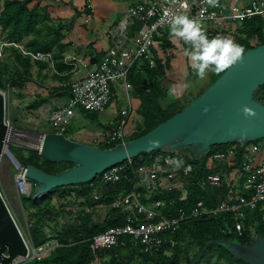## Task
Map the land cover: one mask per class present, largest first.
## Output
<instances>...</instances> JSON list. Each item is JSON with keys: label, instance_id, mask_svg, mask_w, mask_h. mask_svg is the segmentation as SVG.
<instances>
[{"label": "trees", "instance_id": "obj_1", "mask_svg": "<svg viewBox=\"0 0 264 264\" xmlns=\"http://www.w3.org/2000/svg\"><path fill=\"white\" fill-rule=\"evenodd\" d=\"M28 3L29 0H2V8L0 9V25L7 31V36L10 39L23 40L27 38L25 40L26 46L33 51L53 52L52 50L55 49L56 51L53 52L55 68L58 71L67 69L62 62L63 56L61 54V51L65 46L61 42L64 35L62 31L63 27H61L60 24H54L51 22L45 6L39 7L38 4H36L32 8H28ZM87 12H89V10H87ZM138 27L139 25L137 24L135 29ZM210 30L211 29L209 28L205 30V32H209ZM168 34V30H164L161 32L160 36L156 37L160 46L164 50L172 47V44L168 39ZM233 34H235L233 36V40L242 45L243 49L254 47L249 42V40L253 37H256L258 40L257 44H262L264 43V20L258 17L244 20ZM182 46L183 48L185 47L183 41ZM10 52L13 53V63L17 69L16 72L18 76L11 79L8 82L9 85L11 84L14 86L19 83L28 82L31 78V69L34 63H32L28 57L23 56L15 49H10ZM152 52V62L140 59L132 65L128 73L129 82L132 84L135 93L140 96L139 113L142 115L144 121L143 130L131 135L128 140L150 131L159 123L176 114L184 106L180 105L175 99L166 101L165 91H162L159 81L165 78L166 71L171 69L169 58L165 57V60L163 61L158 58L155 54L156 52ZM35 64H38L37 66L39 69L46 66V63L44 62H37ZM5 70L6 69L4 67L2 71ZM223 71H217L215 74L211 75L207 85L212 83ZM0 89H5V85L1 82V78ZM147 89L151 90L150 93L142 95L141 91ZM203 89L204 88L198 90L196 93L193 92L194 95L196 96L200 94ZM260 89L264 91L263 87ZM57 90L60 89H56L55 92ZM63 90L68 91L67 89ZM45 101V98L38 96L29 105V108L36 110L41 107ZM161 101L166 102L165 107L162 106ZM83 112H85V110ZM86 113L89 114L88 111H86ZM91 115L96 116L97 114L94 113ZM116 127L117 126H112L110 129L115 130ZM55 131L56 130L54 129L50 130V132ZM63 133L65 134V132ZM259 141L254 142L258 143ZM114 145L115 143H99L97 146L108 148ZM247 145L248 143L244 142H232L212 146L207 154L199 156L195 161L190 160L187 155L178 157L174 155V153L170 152L173 158L179 161L180 166H184L188 163L192 165L191 172H189L185 177V179H188L189 182L185 199H181L179 196L180 194L177 191L152 193L147 199L145 192L141 188L138 190L140 192V197L143 201L163 199L168 202L173 200V203L168 205L165 210V212L170 216H177L179 210L189 213L191 208L196 205L197 202H201L202 208L204 209H215L223 200H227L230 203L233 202L238 193L248 197L250 192L245 190L243 185L236 190L235 188H231L228 183L225 184V182L220 186L202 184L205 175L211 171V169H209L206 165V162L211 154L217 151L225 153L230 146H235V163L231 169L236 167L239 171H241L243 159L246 158ZM9 150L21 164L25 166L33 165L47 173L54 174L73 165L66 162L54 163L49 160H45L35 150H26L15 144L9 145ZM159 153H161V151H153L140 154L139 156L133 158V166L131 170L137 169L140 166L149 165L153 157ZM213 170L219 173L218 170ZM94 181L95 178L84 184L58 187L55 191L56 193H64L68 191L73 193L74 199L80 201V204L83 207L89 203L90 205H99L100 201H95L92 197V187L90 184ZM131 187L132 183L123 178L119 182L108 183L100 186L98 188V192L102 196L106 197L104 204L111 206L120 192H127L131 189ZM51 197L52 196H44L33 199V189L29 195H21L23 204L27 208L33 210L31 219L33 221L31 222L30 227L31 243L33 247L42 246L49 240L43 231V219L51 217L54 213L53 205L50 199ZM62 197L63 196L60 198ZM243 211L245 218L241 219L242 221L239 220L242 223L241 234H239L235 228V224L238 219H235L237 215L232 211L188 217L181 222L179 230L170 235L172 240L177 243L170 256L163 255L164 249L169 246L168 241L165 242L160 252L152 255H146L140 252L139 249L129 246L128 243L126 248L117 246L113 247L108 252L112 256V261H120V258L114 255L115 252H119L118 254L121 255L123 253L122 250L133 249L131 252L126 251L128 252V254H125L126 259H123L118 264H130L134 254H139L143 257L142 262L153 261L154 264H182L181 257L179 256L182 251V257L185 259L186 264H192L193 260L202 251L204 245L210 241H214L206 249L200 259H203L207 254L213 252L215 253L217 262L223 261L225 264H245L241 260L235 259L226 250L225 244L220 242V240L225 239L226 241H236L242 244L251 245L253 243L252 236L254 237L257 233L264 235V212L259 210V207L252 211L249 209H244ZM123 223V211L113 207H111L105 218L100 223L92 221V218L87 211H78L73 221L64 223L61 226V230L55 238L57 245L41 260H32L27 264H93L99 257L104 255V251H93L90 248L91 238L95 234L101 233L108 228L115 227ZM251 230H253V232H251ZM189 250H195L191 258L188 257Z\"/></svg>", "mask_w": 264, "mask_h": 264}, {"label": "built area", "instance_id": "obj_2", "mask_svg": "<svg viewBox=\"0 0 264 264\" xmlns=\"http://www.w3.org/2000/svg\"><path fill=\"white\" fill-rule=\"evenodd\" d=\"M172 14H187L198 20L203 29L208 26L211 30L214 27L219 31H224L233 26L236 30L239 21L243 22L254 17L264 20V1L249 0L245 7L232 9L219 1H216L215 6H212L208 0H154L131 4L112 34L113 44L102 56L97 67L87 72L84 77L61 81L57 84V89L69 91V99L67 103L56 105L51 109L49 123L52 129L61 131L63 126L69 124L76 109L96 113L105 110L112 101L115 84H118L124 91H129L132 84L128 80V73L132 65L140 59L152 62V51L159 43L156 37L169 28L168 21ZM137 24L139 27L135 29ZM7 49L19 51L32 63L44 62L54 67L53 52L29 49L24 39L8 38L7 31L0 25V57L5 54ZM62 62L71 67L73 71L84 66L83 58L76 54L64 55ZM122 114L124 118L120 122V130H113L100 141L101 144H117L126 141V134L123 130L130 118V104L124 107ZM5 121L8 131L11 130L10 121L8 119ZM20 139L23 141L22 137H18L17 141ZM11 144L15 143H12V140H7L6 137L0 155V164L7 162L12 166L16 191L20 195H29L33 189V182L25 175L26 166L21 164L9 150ZM259 150L258 143H248L246 158L241 166V172L246 176L243 188L250 192L248 197L238 193L233 202L223 200L215 209H204L202 203L197 202L189 213L179 210L177 216H170L165 212L173 200L168 202L163 199L143 201L138 190L143 189L147 199L156 192L177 191L179 193L183 190V184L175 178H185L192 170L190 163L180 166L179 161L174 159L170 152H161L153 157L149 165L140 166L137 169L131 170L133 159L107 168L97 175V178L95 177V181L90 184L92 188L119 182L123 178L130 181L132 187L127 192H120L111 204L113 208L123 211L124 223L95 234L90 240V248L93 251L106 252L113 247L126 248L129 245L146 255H152L160 252L165 242L168 241L169 246L164 249L163 255L170 256L177 244L170 235L179 230L182 221L188 217L210 215L217 212L232 211L236 213L235 219L238 220L235 228L241 234L242 223L239 220L244 215L243 210L252 211L257 207L259 210L264 208V159L256 157ZM225 158L224 152L217 151L211 154L208 158L211 162L208 164V168L211 171L203 178V185L220 186L223 183L224 176L213 170L215 169L213 163L223 161ZM180 195L183 196L182 199H185L184 193ZM92 197L95 201H100L101 204L105 203L106 197L99 192H92ZM56 245H52V249ZM51 250L44 245L32 247L31 250L29 248V255L31 253L32 259L39 261Z\"/></svg>", "mask_w": 264, "mask_h": 264}, {"label": "water", "instance_id": "obj_3", "mask_svg": "<svg viewBox=\"0 0 264 264\" xmlns=\"http://www.w3.org/2000/svg\"><path fill=\"white\" fill-rule=\"evenodd\" d=\"M260 87L264 88V43L244 49L240 59L200 94L190 95L180 111L141 136L102 148L72 140L62 131L46 132L34 150L45 160L73 165L54 174L26 165L25 175L33 182V199L58 187L88 183L107 168L140 154L172 152L195 161L212 146L262 140L264 101L255 97ZM7 134L5 91L0 89V155ZM213 242L204 245L193 263ZM220 242L245 264H264V235L257 233L251 245L225 239ZM28 256L29 246L0 192V264H15Z\"/></svg>", "mask_w": 264, "mask_h": 264}, {"label": "rangeland", "instance_id": "obj_4", "mask_svg": "<svg viewBox=\"0 0 264 264\" xmlns=\"http://www.w3.org/2000/svg\"><path fill=\"white\" fill-rule=\"evenodd\" d=\"M2 6V0H0V8ZM242 21L237 22V26L240 27L242 24ZM236 30H232L231 27H228L227 30L214 32L213 30L209 31V36L212 35H221L224 37H228L233 39V34ZM215 33V34H214ZM237 36V35H236ZM250 44L252 46H256L258 43V40L256 37H253L249 40ZM258 45V44H257ZM179 48L173 50H165L163 57H174V53L177 54L179 52L183 53V48L178 43ZM5 67V71H2V69ZM15 65L13 63V53L10 52L9 49L5 51V54L0 57V78L1 82L5 85V119L10 121V134H12V137L10 140H12V143L19 144V146L23 147L24 149H30L34 150L37 147V144L39 142L40 135L50 132L52 129L50 126L49 117L51 114V108L53 107V104L49 102V105L44 104L41 107H39L36 110H32L29 108V105L38 97L41 95V93L49 94L51 97L55 96V88L53 87H45L49 85V82L38 80L36 79L33 74L31 75V78L28 82L19 83L17 85H9V81L13 79L14 77L18 76L16 72ZM215 72L212 69H208L205 71V74L200 77L197 76L195 71L190 67L189 65V72L184 75L180 76L181 78L179 80H176L173 78L174 76L172 74H169L168 77H165L159 81V85L161 86L162 91H165L166 94V101H170V97L176 93L180 92V94L177 95V98L175 99L180 105H186L189 100L188 93H190L191 89H193L194 93H196L198 90L205 88L208 84V81L210 79L211 74ZM185 76L187 78H185ZM165 87L169 91V94L167 95V90H165ZM150 89L141 91V94H149ZM50 92V93H49ZM119 92V91H118ZM66 95V94H65ZM47 100V99H46ZM131 101V102H130ZM139 102V103H138ZM112 106L114 103H120L124 104L123 106H131V114L130 118L127 123V128H125L124 134H126L125 139L128 140V138L138 133L139 131H142L144 128V121L142 115L139 113L140 111V96L135 93L134 88L132 87L129 91L120 92L119 94H116L112 98ZM161 104L163 107H165L166 102L161 101ZM124 107H120L119 104H116V119L112 120L113 126H117V130H120L121 127V120L124 118L122 114V110ZM107 109V108H106ZM105 112V110L103 111ZM98 112L96 116L91 114H96V112H89V114L85 115V118L83 121L78 118L77 120H73L71 126L65 130V134L68 135L70 131L73 132V130L77 129H86L87 124L99 122L101 124H104L103 117H98L99 114L103 113ZM86 112H84L85 114ZM113 117V115H112ZM111 116H106V121L109 120ZM84 122V123H82ZM70 124V122H69ZM68 124V125H69ZM67 125V126H68ZM110 125V126H111ZM92 127H95L94 124H92ZM107 127V126H106ZM112 127V126H111ZM90 125H88V129H90ZM110 127L108 126L106 132L102 134V138H106V133ZM85 132V131H83ZM87 134V133H85ZM100 134V133H99ZM90 135V134H89ZM93 136V135H92ZM101 136V135H100ZM18 137H22L23 141L20 139L17 141ZM14 139V140H13ZM99 139V137H98ZM9 140V141H10ZM264 139L260 140L258 143V146L261 147L263 145ZM97 146V145H95ZM235 146H230L228 150L225 151L226 158L223 161L220 162H214L213 165L215 169L218 170L220 174L224 176L225 184L229 183V185L236 179V173L232 171V166H234L235 163ZM246 152H247V146H246ZM245 159V158H244ZM243 159V160H244ZM213 169V168H212ZM235 169L238 170V168L235 167ZM175 180L181 182L183 184V190L180 191V194L187 193L188 188V179L182 178V177H176ZM0 192L10 209V212L12 213V216L14 217V220L16 221V224L18 225L25 241L27 242L30 250L32 249V243H31V222L33 210L27 208L21 199V195L16 191L14 186V180H13V168L10 164L7 162L0 164ZM92 192H98V188L94 187L92 188ZM161 193V192H160ZM46 196H52L51 203L53 205V211L51 217L44 218L43 219V231L46 234V236L49 238V240L44 243V246L48 247L50 250L52 249V245H56L55 238L59 231L61 230V226L64 223L71 222L75 218L78 211H87L89 215L92 218V221L100 223L105 216L107 215L108 211L111 209L112 205L108 204H92L90 205H84V208L80 201H77L74 199V194L68 192H58L56 193L55 189L47 194ZM63 196L62 198H60ZM182 199L183 196L179 195ZM83 204V203H82ZM245 215L241 217V219H244ZM242 221V220H241ZM264 222V217H263ZM252 229V227H251ZM253 232V230H251ZM256 235H254L255 237ZM252 236V238H254ZM131 252L132 250H122L121 255H119V252H115L114 255L120 258V261L123 259H126L125 254H128V252ZM195 250H189V258H191L194 254ZM121 253V252H120ZM179 256L181 257L182 264H186L185 259L182 257V251L180 252ZM143 257H141L139 254H134L133 259L131 260L130 264H154L152 261L142 262ZM112 256L111 254L106 251L104 252V255L102 257H99L93 264H118L120 263L119 260H111ZM32 255L28 256L27 259H24L20 262H17L15 264H27L31 262ZM200 261L195 262L192 264H217L215 253L207 254L203 259H199ZM38 261V260H37ZM194 261V260H193ZM219 264L224 263L223 261H218ZM225 264V263H224Z\"/></svg>", "mask_w": 264, "mask_h": 264}, {"label": "crops", "instance_id": "obj_5", "mask_svg": "<svg viewBox=\"0 0 264 264\" xmlns=\"http://www.w3.org/2000/svg\"><path fill=\"white\" fill-rule=\"evenodd\" d=\"M141 1L148 2L154 0H29V3L27 4L28 8H32L36 4H38L39 7L45 6L51 22L54 24H60L61 27H63L62 31L64 35L61 39V42L65 46L61 51L62 56L67 54H76L82 57L84 61V66L74 71L71 69V67L66 65L65 66L67 67V69L63 71H58L55 68V65L54 67H51L47 64L45 67L39 69V67L37 66L38 64L34 63L31 69V75L33 74V76H35L38 80L40 79L49 82V85L45 87L48 88L51 86L55 88V90L57 89V84L61 82V80L66 81L77 77H84L87 72L92 71L97 67V64L99 63L102 56L113 44L112 34L116 30L118 22L122 19L127 8L131 4ZM216 1H219L224 6L232 9L234 7H245L248 4L249 0ZM87 10H89V12H87ZM209 28L210 27L207 26L205 30ZM231 28L232 30H235L233 26H231ZM165 30H168V28ZM212 30L214 32H219V30L215 29L214 27H212ZM206 33L209 34L208 31H206ZM168 39L172 44V47L167 48L166 50L174 51L175 49L179 48L178 43L183 48L181 40L170 39L169 34ZM52 51L54 52L56 50L53 49ZM153 51L156 52L155 54L158 56V58L163 61L165 60V57H163L165 50L160 46L159 43L156 44ZM169 64L171 66V69L169 71H166L165 77H168L169 74H172L174 76L173 78L176 81L181 78L180 76H184L189 72L190 63L181 52L177 54L174 53V57H169ZM185 78L187 77L185 76ZM165 90H167L166 87ZM120 92H123V89L118 84H115L113 86V96L119 94ZM193 92V89H191V93H188V96L192 94L194 95ZM168 94L169 91L167 90V95ZM178 94H180L179 91L174 93L170 97V99H173L175 97L177 98ZM40 96L47 99L44 104L49 105V102L52 103L53 107L51 109H53L56 105L67 103L69 99V91L60 89L55 92V96L53 97L45 93H41ZM112 104L113 103L111 101V103L106 107L107 109L105 108V112H103V110V113L98 115V117H103L104 124H101L99 122H89L86 129H77L73 130V132L70 131L67 137L78 142L90 145H99L100 141L103 140L102 134L104 133V131L106 132L105 129H107L108 126H113L111 125V121L117 118L116 104H119L122 108L125 106L124 104L120 103H114L113 106ZM83 111V109H76L75 115L71 119L70 124L68 126H63V128H61L60 130L65 132V130L71 126L74 119L77 120L78 118H80V120L83 121L85 115L88 114H84ZM106 116H111V118L106 121ZM92 124H94L95 127H92ZM88 125H90V129H88ZM127 126L128 125H126L125 128H127ZM115 129H117V127ZM112 131L113 129L108 130L106 136ZM262 144L263 145H261L259 152L256 154V157L260 159H264V142ZM208 164H211L209 159L206 162L207 166H209ZM232 171L234 172V174L237 172V177L234 183L232 182L230 184V187L238 190L239 187L245 183L246 176L243 175L241 171L235 168ZM261 211L264 212V208ZM217 264H219V262H217Z\"/></svg>", "mask_w": 264, "mask_h": 264}, {"label": "clouds", "instance_id": "obj_6", "mask_svg": "<svg viewBox=\"0 0 264 264\" xmlns=\"http://www.w3.org/2000/svg\"><path fill=\"white\" fill-rule=\"evenodd\" d=\"M208 3L215 6L216 0H208ZM168 25L170 39L183 41V56L197 76L202 77L208 69L223 71L236 63L244 51L243 46L231 38L219 34L209 36L200 22L187 14H172Z\"/></svg>", "mask_w": 264, "mask_h": 264}, {"label": "flooded vegetation", "instance_id": "obj_7", "mask_svg": "<svg viewBox=\"0 0 264 264\" xmlns=\"http://www.w3.org/2000/svg\"><path fill=\"white\" fill-rule=\"evenodd\" d=\"M261 88V87H260ZM259 88V90L256 91V98L259 99V100H264V91H262L261 89Z\"/></svg>", "mask_w": 264, "mask_h": 264}, {"label": "bare ground", "instance_id": "obj_8", "mask_svg": "<svg viewBox=\"0 0 264 264\" xmlns=\"http://www.w3.org/2000/svg\"><path fill=\"white\" fill-rule=\"evenodd\" d=\"M11 132H10V130L8 131V136H7V140H10V138L12 137V134H10ZM12 138H14V137H12ZM14 140V139H13ZM39 143V142H38ZM37 147H38V144H37Z\"/></svg>", "mask_w": 264, "mask_h": 264}]
</instances>
